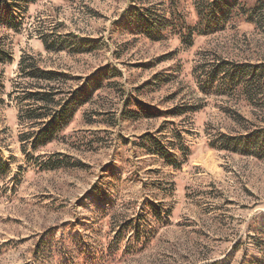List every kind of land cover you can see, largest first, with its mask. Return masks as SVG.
Returning a JSON list of instances; mask_svg holds the SVG:
<instances>
[{"label":"rangeland","instance_id":"374dc122","mask_svg":"<svg viewBox=\"0 0 264 264\" xmlns=\"http://www.w3.org/2000/svg\"><path fill=\"white\" fill-rule=\"evenodd\" d=\"M142 3L160 12L167 0ZM128 9L129 0H39L18 31L0 26V51L10 57L0 63V159L6 164L0 168V264H264V246L257 243L264 229V158L209 147L218 134L239 137L264 128V109L202 94L194 74L222 61L264 63V28L229 24L187 48L168 31L158 42L137 35ZM55 32L92 40L96 49L46 53L39 35ZM23 55L65 75V87L100 82L86 86L91 100L53 143L37 152L26 148L32 161L19 142L30 124L18 120L16 92L8 97L23 81ZM128 100L159 112L202 107L131 121L120 114ZM173 132L188 149L178 170L132 145L145 133L176 145ZM53 154L81 166L39 169L35 159Z\"/></svg>","mask_w":264,"mask_h":264},{"label":"trees","instance_id":"16d2710c","mask_svg":"<svg viewBox=\"0 0 264 264\" xmlns=\"http://www.w3.org/2000/svg\"><path fill=\"white\" fill-rule=\"evenodd\" d=\"M36 1L39 0H0V26L18 31L22 25L23 16L28 12L29 6ZM143 1L145 0H129L126 15L129 21L135 24L136 34L153 42L162 40V32L168 31L188 48L192 46L195 37L221 31L229 24L243 22L257 28H264V0H255L251 5H246L242 0H167L166 8L160 12L153 8L140 7ZM187 4L189 8L186 7ZM39 36L46 53L67 52L79 55L96 49V42L89 39L80 40L71 34L58 36L57 33H51ZM4 61H10V57L0 51V63ZM18 71L23 81L17 82V89L9 93L8 97L16 92L15 101L19 106L18 120L20 123L30 124L28 129L31 131L19 136L22 153L26 155L27 147L32 152H37L53 143L73 120L78 107L91 100V92H88L86 86L94 85L99 88L100 82L97 79H87L85 87L76 89L65 87L67 81L65 75L40 69L32 55H23L20 58ZM194 74L195 76L197 74L195 80L202 94L215 92L243 101L252 107L264 109V63L236 65L222 61L212 65H202L194 70ZM26 80L29 84L25 83ZM131 104L134 110L128 109ZM201 107L199 103H193L159 112L136 100H128L124 102L120 114L122 119L137 121L161 116H183L197 112ZM235 118L237 121L243 120L239 115ZM165 139L161 135L145 133L132 145L146 155L159 158L164 165L178 170L186 161L188 149L180 144L179 132H173V140L177 141L176 145L170 141L164 144L162 141ZM209 147L240 156L262 159L264 158V128L256 127L254 131L249 129L246 135L239 137L218 134L209 143ZM174 149L179 152V158L170 153V150ZM26 158L32 161L28 155ZM38 158L35 162L39 169L45 171L81 166V163L62 154L44 157L41 163ZM1 167H6V164L0 159ZM151 210L156 217L159 215L157 207L151 206ZM260 234L263 240L257 243L259 247H262L264 246V229Z\"/></svg>","mask_w":264,"mask_h":264}]
</instances>
